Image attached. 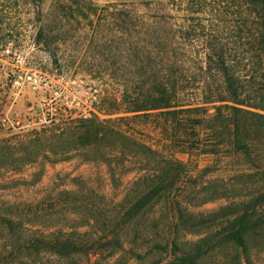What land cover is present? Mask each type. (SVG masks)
Masks as SVG:
<instances>
[{
	"label": "rangeland",
	"instance_id": "obj_1",
	"mask_svg": "<svg viewBox=\"0 0 264 264\" xmlns=\"http://www.w3.org/2000/svg\"><path fill=\"white\" fill-rule=\"evenodd\" d=\"M174 1L35 0V5L10 0L13 40L0 53V94L6 95L0 122V246L11 264H150L157 257L164 263L166 253L152 246V239L196 240L206 224L225 217V207L264 191V167L258 168L264 166V152L256 159L234 155L207 122L191 121L211 117L218 103L193 111L169 133L158 110L120 119L133 97L144 93L148 21L161 20L165 13L187 14ZM41 26L46 43L37 37ZM202 94L190 87L185 98L201 99ZM67 115L64 123L71 125L83 115L112 120L158 151L186 128L189 136L182 138L195 144L191 154L174 155L187 164L179 182L143 215L116 229L119 246L112 242L98 250V244H84L100 237L91 213L102 207L115 216L125 208L133 182L157 171L158 157L133 145L124 155L119 141L107 148L78 146L72 134L60 136ZM39 133L42 140L35 139ZM182 138L174 139L180 149ZM211 147L216 151H203ZM104 151L107 160L100 158ZM89 195L91 211L82 203ZM8 219L16 221L14 229L6 226ZM44 241L58 248L44 247ZM257 241L252 259L264 264V232ZM233 254L223 250L219 259Z\"/></svg>",
	"mask_w": 264,
	"mask_h": 264
},
{
	"label": "trees",
	"instance_id": "obj_2",
	"mask_svg": "<svg viewBox=\"0 0 264 264\" xmlns=\"http://www.w3.org/2000/svg\"><path fill=\"white\" fill-rule=\"evenodd\" d=\"M33 2L36 5L35 0ZM174 2L187 14L165 13L161 20L152 17L148 21L146 34L149 45L142 60L144 93L140 97H133L132 105L124 111L127 115L120 119L133 116L130 113L149 114L158 110L167 123L166 131L169 133V128L172 129L175 124L181 125L193 111L200 110L206 104L218 103L213 107L211 117L200 120L191 118L193 124L207 122V129L227 146L229 152L256 159L264 152V0ZM9 4L10 0H0V53L13 40L8 17L12 6ZM168 17H173L176 23ZM44 36V27L41 26L37 34L39 42H45ZM190 87L202 91L201 99L192 96L185 98ZM7 88H10L9 85ZM5 96L0 94V122ZM83 116L74 125L64 123L69 121L71 115L62 119L60 136L72 134L76 137L74 143L83 148H107L119 141L122 144L120 152L124 155L128 152L127 145H133L144 153L157 156L160 166L154 173L141 175L133 182L134 186L126 197V207L115 216L109 215V211L102 207H96V211L91 213L100 237L93 241L85 240L84 244H98L95 248L103 250L112 246V242L119 246L116 229L143 215L150 205L179 182L187 164L174 155L191 154L195 144L188 145V141L182 138L189 136L186 128L179 135H171L182 138L181 149L173 138L158 151L117 128L112 120ZM44 137L39 133L35 139L42 140ZM203 151L213 153L216 149L211 147ZM100 158L107 160V152H102ZM261 167H264L263 164L258 168ZM246 177L249 179V175ZM251 181L249 179L244 183L249 185L247 183ZM89 201H92L91 195L89 198L83 196V205L91 211ZM232 205L225 207L229 208L225 217L208 221L204 227L205 233L196 240L180 242L178 237H172L162 243L152 239V246L165 252L167 261L160 263L163 258L157 257L150 264H207L208 261L212 264H242V256L247 264H255L253 249L259 244L260 233L264 232V191ZM15 225L14 219H8V228L14 229ZM109 235L111 239L101 241ZM52 243L44 241L42 244L57 249L58 245ZM226 249L234 250L236 255L220 260V253ZM0 264H11L1 246Z\"/></svg>",
	"mask_w": 264,
	"mask_h": 264
},
{
	"label": "built area",
	"instance_id": "obj_3",
	"mask_svg": "<svg viewBox=\"0 0 264 264\" xmlns=\"http://www.w3.org/2000/svg\"><path fill=\"white\" fill-rule=\"evenodd\" d=\"M4 121H6V118L4 119ZM14 126H20L21 125V121L20 120H13L12 121Z\"/></svg>",
	"mask_w": 264,
	"mask_h": 264
}]
</instances>
